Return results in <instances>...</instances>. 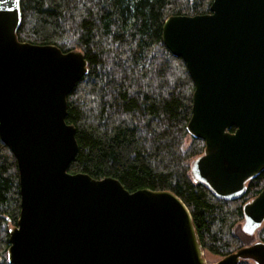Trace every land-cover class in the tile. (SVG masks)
Listing matches in <instances>:
<instances>
[{"label":"water","instance_id":"1","mask_svg":"<svg viewBox=\"0 0 264 264\" xmlns=\"http://www.w3.org/2000/svg\"><path fill=\"white\" fill-rule=\"evenodd\" d=\"M20 0H0V139L15 157L20 208L10 264H264V241L207 263L186 204L165 189H126L115 177L71 173L76 128L67 96L84 53L18 39ZM161 39L192 79L188 133L203 140L193 180L235 199L264 170V0H212L168 16ZM241 230L264 222V187L242 205Z\"/></svg>","mask_w":264,"mask_h":264},{"label":"trees","instance_id":"2","mask_svg":"<svg viewBox=\"0 0 264 264\" xmlns=\"http://www.w3.org/2000/svg\"><path fill=\"white\" fill-rule=\"evenodd\" d=\"M211 2L20 0L17 35L63 52L80 50L87 60V72L67 96L66 122L74 124L78 142L68 171L112 176L129 191L174 192L188 207L204 252L222 257L248 244L237 229L242 205L260 191L264 174L230 200L193 180L190 162L204 148L186 129L194 85L183 60L161 39L168 16L206 13ZM19 204L16 160L0 139V264H10L9 229ZM256 231L264 241V225Z\"/></svg>","mask_w":264,"mask_h":264},{"label":"rangeland","instance_id":"3","mask_svg":"<svg viewBox=\"0 0 264 264\" xmlns=\"http://www.w3.org/2000/svg\"><path fill=\"white\" fill-rule=\"evenodd\" d=\"M188 142H189V139L186 140V144H188ZM242 221H243V219H242L241 221H239V223H238V228H237V229H238L239 234L242 235L243 239H244L248 244L251 243V242H253V241L258 240L257 231H255L252 235H248V234H245V233L241 230ZM262 225H264V222H263ZM262 225H261V226H262ZM245 245H246V244H245ZM204 257H205L207 263L214 262V261H216V260H218V259L220 258V257H218V256H214V255H211L210 253H206V252H204Z\"/></svg>","mask_w":264,"mask_h":264},{"label":"flooded vegetation","instance_id":"4","mask_svg":"<svg viewBox=\"0 0 264 264\" xmlns=\"http://www.w3.org/2000/svg\"><path fill=\"white\" fill-rule=\"evenodd\" d=\"M260 173H263V174H264V170L261 171ZM260 173H259V174H260ZM259 174H257L256 176H258ZM250 180H251V179H250ZM250 180H248V181L246 182V185H245V191H246V188H247V186H248ZM263 187H264V185L262 186V188H263ZM262 188H261V189H262ZM261 189H260V190H261Z\"/></svg>","mask_w":264,"mask_h":264}]
</instances>
